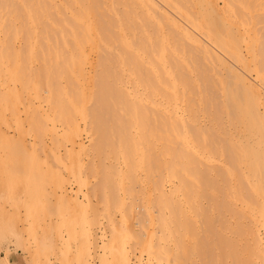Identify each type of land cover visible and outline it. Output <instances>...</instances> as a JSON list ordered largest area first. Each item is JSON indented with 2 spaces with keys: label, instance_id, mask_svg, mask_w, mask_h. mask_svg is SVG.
Masks as SVG:
<instances>
[{
  "label": "bare ground",
  "instance_id": "bare-ground-1",
  "mask_svg": "<svg viewBox=\"0 0 264 264\" xmlns=\"http://www.w3.org/2000/svg\"><path fill=\"white\" fill-rule=\"evenodd\" d=\"M3 100L76 264H264V0H0Z\"/></svg>",
  "mask_w": 264,
  "mask_h": 264
},
{
  "label": "rangeland",
  "instance_id": "rangeland-1",
  "mask_svg": "<svg viewBox=\"0 0 264 264\" xmlns=\"http://www.w3.org/2000/svg\"><path fill=\"white\" fill-rule=\"evenodd\" d=\"M2 96L3 95H5L4 97H2V98H4V100L6 99V98H8L9 100H10V98L11 97H7V95L6 94H1ZM8 99H6L7 101H8ZM4 100H3V104L6 102H4ZM12 101H10L9 103H7V105H6V107L8 106V107H10L9 108V110L10 111H7V109H6V111L4 112V110H5V104L3 105V109H1V112H0V117L2 116V118L4 117V119H3V121L5 120L6 121V123H8V122H10L11 124H7V126H8V128L6 127V125H5V127H4V125L3 124H6V123H4V122H0L1 124H0V127L2 128V130H1V128H0V132H2V134L0 133V146H1V148L2 149H5L4 147H6V145H8L9 144V142H7L6 143V139H5V137L7 138V134H11L10 136H8V138L9 139H7L8 141H10V145H11V148L14 146V147H16V144H15V138H14V134H15V130H14V125H12V123L13 122H11V121H13V113L11 112L12 111V105H13V103L11 104V106H10V103H11ZM4 112V113H3ZM8 112H10V113H8ZM3 113V114H2ZM5 114H7V116L5 115ZM10 115H12V116H10ZM5 117H7L6 119H5ZM9 117H12V119H10ZM1 119V118H0ZM8 119V120H7ZM10 120V121H9ZM2 121V120H1ZM3 123V124H2ZM10 125H12L13 127H12V129H11V126ZM5 128V129H4ZM7 128V129H6ZM4 130L6 131V133L7 134H5V132H4ZM7 130L9 131V133L7 132ZM3 133H4V135H3ZM1 135H3V136H1ZM5 136V137H4ZM12 136V137H11ZM2 137H3V139H2ZM3 140V141H2ZM13 141H14V144H13V146H12V144L11 143H13ZM1 142H3V143H1ZM4 143H6V144H4ZM5 145V146H4ZM11 148H9V146H7V149H5V150H8V149H10V152L9 151H7V152H9L8 154L10 155V157H9V155H8V157L10 158V160H9V158H8V162H13L14 163V166H15V164H16V162L15 161H17V151L13 148L12 150H11ZM2 149L0 150V152L2 151ZM14 150V151H13ZM12 151H13V153L14 152H16V153H14V156H16V158L15 157H13V155H12ZM2 153V154H1ZM0 154L1 155H3L4 154V152H1ZM0 155V156H1ZM12 155V156H11ZM11 157H13V159H14V161L13 160H11L12 158ZM2 162V161H1ZM0 162V163H1ZM12 162L10 163L11 164V166H8L7 165V167H6V169H3V162L1 163L2 165H0V167L1 166H3V167H1L0 168V260L3 258V256L4 257H6V252H7V250H8V252L10 251V253L12 254V256H11V258H9L12 262H13V264H63V261L61 260L62 258H63V256H65V258H67V260H71L72 259V257H71V255L70 256H68L67 254V252H65V250H63L64 252H65V254H62V252L63 251H60V250H62L63 249V247H62V249H60L61 248V245L59 246V244H57V243H59V241H58V236L56 235V233H54V235H53V237L52 238H49V237H51V236H48V239H47V235H50L51 233L49 232H47L48 234H45V233H43V235H46V239H47V242H48V245H46L45 244V247L43 246L44 244L41 242V238L43 237V235H41L42 233H40V232H42V231H40V229H38V231H39V233H37L36 231L37 230H35V232L36 233H34V231H33V233H31L30 231H27V229H24L25 228V226H27L28 224H25V223H29V221H27V218L30 220V218H34V216L35 215H37V216H46V218H49L48 216L51 214H53V216H55L56 214H57V212L58 211H56V210H59L60 209V207H61V199L60 200H58V197L56 196V194H52L55 190H54V188H49V186H48V188H46V187H41V189H40V187H35V190H34V188H33V186L29 189V193L30 194H33V195H30L29 193V196H31L32 198H36L37 199V197H39L40 195L42 196H44V199L43 198H41V196H40V198L42 199V201L41 202H38V201H40L41 199H37L38 201H35V200H31L30 198H29V196H28V194H26L27 196H28V198H29V200L30 201H32V205H31V207L29 206L28 207V204H30L31 202H29L27 199V196L25 195V193H26V191H28V187H29V185H33L32 183H31V180H30V176L29 177H26V175L27 174H29L30 175V173H28L27 171H28V169H16V166L15 167H13V164H12ZM9 164V163H8ZM9 164V165H10ZM11 167V169H9ZM12 167H13V169H12ZM25 171V172H24ZM21 176V177H20ZM28 176V175H27ZM23 177V178H22ZM24 177H26L25 179H26V181L28 180V182H26L27 184H28V186L26 187V185L27 184H25V182L23 183L22 182V180L24 179ZM19 179V180H18ZM24 179V180H25ZM20 180H21V182H20ZM23 180V181H24ZM29 180H30V184H29ZM20 182V183H17V182ZM23 183V184H22ZM20 184V185H19ZM25 184V185H24ZM21 187V189H20V187ZM23 186H25V188H23ZM33 188V189H32ZM36 188H38L37 190H36ZM43 188V189H42ZM45 188V189H44ZM32 191V192H31ZM33 191L34 192H36L35 194L33 193ZM37 191H42L41 193H37ZM53 191V192H52ZM21 194H23V195H25L26 196V198H25V196L23 197V195H21ZM40 194V195H39ZM45 194V195H44ZM19 195L21 196V198L19 197ZM35 195H38V196H35ZM49 195H51L50 196V199H52L51 201H50V199H49ZM57 197H55V196ZM42 196V197H43ZM21 199V200H19V198ZM48 197V198H47ZM26 199L27 200V202L26 201H24L23 199ZM56 198V199H55ZM48 199V200H47ZM17 200H19V203H28V204H25V205H27V209H26V207H24V209H23V207H20L21 208V210L18 208L19 207V205L20 206H22L21 204H19V205H17L16 206V203H17ZM23 200V201H22ZM44 201H45V203H44ZM55 201V202H54ZM59 202V207H58V202ZM44 203V205H45V209L46 208H48L47 210H48V214H46V215H42L43 213L42 212H45V213H47V210L45 211L43 208H44V205H39V206H43V208H40L39 206H38V208L35 206L36 205V203L37 204H39V203ZM48 202V203H47ZM51 202V203H50ZM63 202V206H65V207H62V212H65V208H66V210H67V208L69 207V205L70 204H72V206H75V209L78 207H80L81 205H79L80 203H79V201L77 202V204H74L75 202H71V203H65V201H62ZM80 202H82L81 204H82V206L81 207H83V206H85L86 204V206L87 207H83V209H76V212H78V213H82L81 211L83 210V213L86 211H90L88 214H90V216H92V215H94L93 214V211L91 210V206L89 205V203H86L85 201H84V203H83V201H81L80 200ZM34 203V204H33ZM42 203V204H43ZM79 203V204H78ZM86 203V204H85ZM51 204V205H50ZM68 204V205H67ZM84 204V205H83ZM25 205H23V206H25ZM47 205V206H46ZM54 205V206H53ZM89 205V206H88ZM50 206V207H49ZM51 206H53V208H51ZM55 207H57V208H55ZM70 207H71V205H70ZM88 207H90V209L88 208ZM31 208L33 209V208H36V209H34L35 211H36V213H34L32 210H31ZM64 208V209H63ZM74 207H72L71 209H73ZM85 208V209H84ZM17 209V210H16ZM20 210V212H19V210ZM38 209H39V211H38ZM41 209V210H40ZM42 209H43V211H42ZM49 209H50V211H49ZM51 209H52V211H51ZM86 209H88V210H86ZM27 210H30V212L29 211H27ZM79 210V211H78ZM85 210V211H84ZM19 212V214H17L16 215V212ZM24 211V214H25V211L26 212H28V213H26L27 214V217L22 213ZM59 211H61V209L59 210ZM69 211H71L73 214L74 213H76V212H73V211H75L74 209L73 210H70V208H68V212ZM31 212H33L34 213V215L32 214L31 215ZM37 212H39V215L37 214ZM56 212V214H54ZM67 212V211H66ZM65 212V214H67ZM85 212V214H87ZM92 212V213H91ZM30 213V214H29ZM60 213V212H59ZM72 213H68L69 215L70 214H72ZM82 213V214H83ZM72 214V215H73ZM82 214H80V215H82ZM84 214V215H85ZM21 215V219L19 218H17L18 216H20ZM28 215H29V217H28ZM58 215V214H57ZM75 215H77V214H75ZM32 216V217H31ZM24 217H26V218H24ZM22 218H24L23 220H22ZM42 219L44 218V217H41ZM46 218H44V219H46ZM90 218H92V217H90ZM23 225H24V227H23ZM34 234V235H33ZM35 234L37 235V234H40V235H37V238H39L38 240H37V238H36V236H35ZM41 236V237H40ZM55 236V237H54ZM43 238H45V237H43ZM53 240L54 239V242H55V240H56V243H54L53 244V241L51 240V241H48V240ZM39 241V242H38ZM43 242H45V243H47L46 242V240L44 239V240H42ZM40 242L42 243V244H40ZM39 243V244H38ZM51 245H50V244ZM43 246V248L42 247H39V246ZM52 245H54V246H52ZM4 247H6L5 248V250H4ZM7 247H8V249H7ZM39 247V248H38ZM60 247V248H59ZM10 248V249H9ZM42 248V249H41ZM57 252H59V253H57ZM61 252V253H60ZM63 252V253H64ZM67 253V254H66ZM58 254V255H57ZM59 254H60V257H58L59 256ZM63 256H62V255ZM93 256H94V254H92ZM93 256H89L88 255V257H86L87 259H92V257ZM70 257V258H69ZM58 258H59V260H61V261H59L58 260ZM58 260V261H57ZM63 260H64V258H63ZM66 260V259H65ZM72 261V263L71 264H76V262H74V259H72L71 260ZM91 261V260H90ZM62 262V263H61ZM92 263H93V259H92V261H91ZM66 263H69L70 264V262H65L64 261V264H66ZM1 264V263H0ZM12 264V263H11Z\"/></svg>",
  "mask_w": 264,
  "mask_h": 264
}]
</instances>
